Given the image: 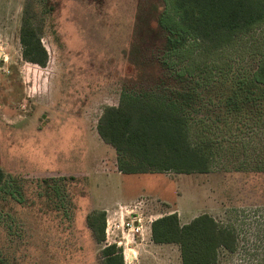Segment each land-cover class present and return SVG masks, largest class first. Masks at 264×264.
Here are the masks:
<instances>
[{
	"label": "rangeland",
	"instance_id": "374dc122",
	"mask_svg": "<svg viewBox=\"0 0 264 264\" xmlns=\"http://www.w3.org/2000/svg\"><path fill=\"white\" fill-rule=\"evenodd\" d=\"M153 7L163 1L0 0V264H101L110 244L123 264H181L177 245L150 239L151 223L169 214L180 225L207 214L234 231L235 250L220 249L215 264H264V173L255 171L264 166V107L234 113L220 102L264 56V23L228 47L173 56L163 36L142 31ZM25 19L46 49L43 68L22 60ZM172 72L194 80L192 133L213 138L217 156L205 173L118 174L96 131L100 115L124 93L185 87ZM130 210L141 233L114 229ZM101 211L97 244L86 217Z\"/></svg>",
	"mask_w": 264,
	"mask_h": 264
},
{
	"label": "trees",
	"instance_id": "16d2710c",
	"mask_svg": "<svg viewBox=\"0 0 264 264\" xmlns=\"http://www.w3.org/2000/svg\"><path fill=\"white\" fill-rule=\"evenodd\" d=\"M162 1V10L151 8L149 17L140 22L146 38L157 41L163 36V52L173 56L192 47L203 51L228 47L236 37L264 23V0ZM19 43L24 62L46 66V49L28 19L20 26ZM168 76L186 86L158 85L162 87L124 93L116 106L104 108L97 121V134L114 150L115 168L122 175L205 173L217 156L213 138L200 130L192 133L198 97L194 80L178 72ZM229 86L220 100L228 112L264 107V56L248 75L234 76ZM255 171L264 173V166H256ZM105 224V212L86 217L97 244L105 240ZM150 239L156 245H177L181 264H215L220 249L231 252L236 247L234 231L207 214L185 225L179 224L176 214L162 216L151 223ZM100 256L101 264H123L121 250L113 244L102 246Z\"/></svg>",
	"mask_w": 264,
	"mask_h": 264
},
{
	"label": "built area",
	"instance_id": "2783aa9c",
	"mask_svg": "<svg viewBox=\"0 0 264 264\" xmlns=\"http://www.w3.org/2000/svg\"><path fill=\"white\" fill-rule=\"evenodd\" d=\"M124 212L128 215V220L126 222H123L121 217L122 213L119 212L120 219L117 223L113 224L114 229L115 230L120 229V232L126 230L131 233H141L143 227L142 220L140 218L141 216L134 213L133 210L124 211Z\"/></svg>",
	"mask_w": 264,
	"mask_h": 264
},
{
	"label": "crops",
	"instance_id": "0c3cea01",
	"mask_svg": "<svg viewBox=\"0 0 264 264\" xmlns=\"http://www.w3.org/2000/svg\"><path fill=\"white\" fill-rule=\"evenodd\" d=\"M118 174H120V173H118Z\"/></svg>",
	"mask_w": 264,
	"mask_h": 264
}]
</instances>
